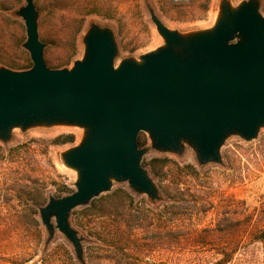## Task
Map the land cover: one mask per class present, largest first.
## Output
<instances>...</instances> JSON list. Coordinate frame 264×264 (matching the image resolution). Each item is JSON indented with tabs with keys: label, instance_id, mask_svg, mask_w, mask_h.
<instances>
[{
	"label": "rangeland",
	"instance_id": "obj_1",
	"mask_svg": "<svg viewBox=\"0 0 264 264\" xmlns=\"http://www.w3.org/2000/svg\"><path fill=\"white\" fill-rule=\"evenodd\" d=\"M244 0H230L237 6ZM44 59L54 69L71 68L84 55L92 23L110 27L118 45L117 66L165 44L149 8L171 29L190 33L214 26L221 0H34ZM26 0H0V67L26 70L32 60L23 43L24 20L16 11ZM264 16V0H260ZM11 63H17L14 66ZM142 166L160 190L152 202L127 182L73 209L71 226L82 239L83 260L58 229L50 239L36 205L75 190L77 173L61 154L78 145L84 129L55 125L15 128L0 141V264H264V127L247 141L228 137L222 162L199 165L186 145L181 154L152 148L148 134ZM72 135L73 141L63 140ZM139 144V143H138ZM44 206V205H42ZM257 215L243 226L244 208ZM53 223L55 220L53 219Z\"/></svg>",
	"mask_w": 264,
	"mask_h": 264
},
{
	"label": "water",
	"instance_id": "obj_2",
	"mask_svg": "<svg viewBox=\"0 0 264 264\" xmlns=\"http://www.w3.org/2000/svg\"><path fill=\"white\" fill-rule=\"evenodd\" d=\"M165 44L124 58L116 66L114 31L92 23L83 37L84 55L71 68L54 69L44 59L45 43L38 31L39 11L26 0L16 14L24 20L32 66L0 67V141L15 128L55 125L84 129L81 142L64 151V164L75 170V190L49 196L39 208L51 239L56 229L83 260L82 239L71 226L73 209L88 205L127 182L155 202L160 190L142 166L147 148L181 154L186 145L199 165L221 163L228 137L251 141L264 127V16L260 0L233 6L221 0L213 27L181 33L169 28L149 8ZM53 219L55 223H53Z\"/></svg>",
	"mask_w": 264,
	"mask_h": 264
},
{
	"label": "trees",
	"instance_id": "obj_3",
	"mask_svg": "<svg viewBox=\"0 0 264 264\" xmlns=\"http://www.w3.org/2000/svg\"><path fill=\"white\" fill-rule=\"evenodd\" d=\"M11 64H13L14 66H19L17 63H11ZM63 140L73 141L74 137L72 135H68V136L64 137ZM138 143L141 147L146 145V143H147V141H145V139H143L142 134H140L138 137ZM44 199L45 198L43 197V195H38V199H36V201H35L36 205L37 206L45 205ZM163 200H164L163 197H161L160 200H158V201H163ZM262 204L264 205V202H262ZM256 216H258L256 208L254 210L250 211L249 208L247 209V207H245L244 212H243V218L240 220V223L243 226H248L249 224H251L254 221ZM252 238H253V240H256V241H264V228L263 229H257L255 231V235ZM226 262H227L226 258L222 257L221 259H218L217 261H215L212 264H226Z\"/></svg>",
	"mask_w": 264,
	"mask_h": 264
}]
</instances>
